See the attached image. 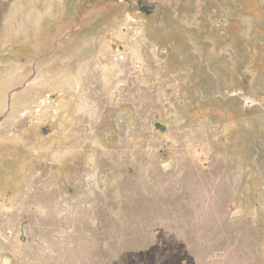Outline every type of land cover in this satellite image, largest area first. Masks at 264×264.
<instances>
[{
    "label": "rangeland",
    "instance_id": "rangeland-1",
    "mask_svg": "<svg viewBox=\"0 0 264 264\" xmlns=\"http://www.w3.org/2000/svg\"><path fill=\"white\" fill-rule=\"evenodd\" d=\"M0 264H264V0H0Z\"/></svg>",
    "mask_w": 264,
    "mask_h": 264
},
{
    "label": "water",
    "instance_id": "water-1",
    "mask_svg": "<svg viewBox=\"0 0 264 264\" xmlns=\"http://www.w3.org/2000/svg\"><path fill=\"white\" fill-rule=\"evenodd\" d=\"M156 128H158V129H162V128H163V126H161V125L157 124V125H156Z\"/></svg>",
    "mask_w": 264,
    "mask_h": 264
}]
</instances>
